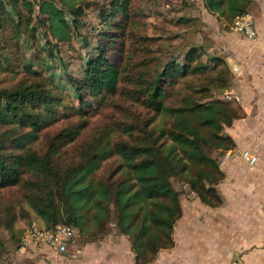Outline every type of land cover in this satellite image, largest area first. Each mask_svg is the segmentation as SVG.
<instances>
[{
    "label": "trees",
    "instance_id": "1",
    "mask_svg": "<svg viewBox=\"0 0 264 264\" xmlns=\"http://www.w3.org/2000/svg\"><path fill=\"white\" fill-rule=\"evenodd\" d=\"M132 1L111 0L109 8L100 12L98 43L95 54L85 62L83 79L66 76L80 106L77 110L71 98L49 79L28 72L20 43L27 45L25 27L32 25L25 12L36 5L37 21L45 27L44 38L70 44L73 28L68 21L72 19L76 26V19L84 13L83 0H0V74L9 72L16 77L19 70L10 66L15 60L17 68L30 75V79L0 88V129L4 128L0 138V191L17 189L21 198L17 202L0 199V228L12 237L22 233L16 222L27 221L30 226L38 218L47 230L71 226L79 230L81 238L85 235L89 242H97L104 237L114 215V226L127 237L135 264H151L161 250L174 247L173 228L182 209L181 193L174 188L173 178L181 179L204 205H221L215 189L223 178L218 162L223 152L235 148L224 129L241 118L240 108L223 99L229 93L232 68L223 58H212V75L202 78L209 72L200 52L209 49L204 43L193 44L183 56L182 65L172 64L170 68L151 58L158 39L137 33L139 21ZM251 3L202 0L208 13L226 22L247 13ZM116 17L121 19L117 25L113 22ZM33 29L38 32L39 28ZM113 50L126 59L124 68L109 62ZM150 67L157 74V89L153 100L139 101L155 114L146 120L134 117L129 123H115V129L132 140H113L111 130L100 129L64 163L65 152L86 127L71 124L52 135L45 134L42 151L30 147L41 131L57 123L61 114L73 111L87 115L88 97L101 100V105L107 95L116 96L121 83L132 82V73L143 75ZM142 75L137 80L145 79ZM188 76L201 81L202 92L214 93L205 98L218 99L199 103L193 97L199 91L194 90L192 97L183 99L184 105L166 106L161 81L169 79L171 85ZM160 115L168 118L169 124L157 133L152 125ZM163 139L171 143L167 148ZM7 148L20 150L21 154L9 156L4 152ZM114 157L121 164L109 175L99 177L104 162ZM119 172L122 177L115 179ZM4 249L0 236V256Z\"/></svg>",
    "mask_w": 264,
    "mask_h": 264
},
{
    "label": "rangeland",
    "instance_id": "2",
    "mask_svg": "<svg viewBox=\"0 0 264 264\" xmlns=\"http://www.w3.org/2000/svg\"><path fill=\"white\" fill-rule=\"evenodd\" d=\"M110 2L111 0H83L84 13L76 19V26L72 24V19L68 21L73 28V40L70 44H60L54 40L44 38L45 27L37 21L39 16L36 5L33 10L25 12L26 16L31 18L32 25L28 29L25 27L26 32L23 38L27 42V45L24 46V44L20 43L22 47L20 48V52L21 57L29 66L30 71L28 72L36 73L40 77L49 79L50 83H53L62 90L69 100L71 98L77 110H80V106L66 76L70 75L77 80L83 79L85 62L88 57L95 54L94 48H96L99 39L98 34L101 27L99 14L102 10L104 11L109 8L108 4ZM132 8L134 15L138 17L139 21L137 33L158 39L154 44L153 53L150 57L158 59L163 65H170V68L172 64L182 65L184 62L183 56L193 44L204 43L208 46L209 49L200 50L202 59L207 62L209 69V72L203 73L202 78L209 74L212 75L210 69L214 63L210 60L212 58H222V55L227 53L224 44L233 43L237 46H244L248 42L239 32L231 29L232 22H226L208 13L202 6V0H133ZM247 13H251L254 19H256L257 14L253 5L250 6ZM40 19H43V17L40 16ZM113 20L115 25L121 22L120 17H116ZM32 26L38 27V32L35 29L32 30ZM37 34H39V38ZM222 35L223 37H221ZM235 59L237 60L235 63L239 65L244 63L241 57L236 56ZM108 60L112 65L122 66V68H124V64L126 63V59H123L117 50L109 53ZM136 61L139 60L135 59ZM10 66L14 71L19 70V72L16 77H13L9 72L0 74V88L11 87L25 78L30 79V75H27L22 68H17L15 60H13ZM161 68L162 66L160 65L159 73L161 72ZM232 68L234 71V67ZM152 71V67H150L149 71H145L143 75L139 71L132 73V82L121 83L116 96L107 95L105 101L101 102V105H99L101 100H94L88 97L86 99L89 106L87 115L73 111L68 112L67 116L61 114L57 123L41 131L38 139L30 147L38 152L42 151L45 145V134L52 135L71 124H80L86 127L75 145L65 152L63 157L64 163L75 157L80 144L89 140L100 129L111 130L113 140H132L122 131L115 129V126H117L115 123H129L134 117L146 120L155 114L150 108H145L141 104V101H139L142 98L153 100V94L157 89V74ZM140 74L145 79L137 80ZM165 78L166 76L162 77L161 80H165ZM196 78L192 76H188L183 80L179 78L171 85H169V79L168 82L161 81L160 84L163 86H159H161L164 93V104L168 107L184 105L183 99L192 97L194 90L199 91V93L193 96L199 103L205 104L217 100V97L205 98L204 95L214 93L202 92L200 87L202 83ZM234 106L237 107L238 105ZM168 124L169 119L160 115L157 116L152 128L158 133L160 128L166 127ZM3 132L4 128L0 129V138ZM161 142L165 143L164 148H167L171 144L166 139H163ZM4 152L9 156L11 154L14 156L21 154L20 150H11L10 148L5 149ZM119 164H121V160L118 157L111 158L104 162L97 173L98 176L104 177L109 175ZM122 172H119L115 176V179L121 178ZM172 183L174 188L181 193V201L186 202L191 200L188 197L191 194L188 188L183 185L181 179L173 178ZM0 199L12 202L20 201V192L17 189H3L0 191ZM26 222L20 220L16 222L17 229L22 230V233L16 234L14 237L8 231L0 228V236L5 243L4 252L0 256V264H50L47 262L48 253L46 252L51 251L49 245H37L21 249V236L29 227ZM208 225L207 231L218 232L219 234L224 233L228 228L225 219L220 220L217 224L213 221L211 225ZM89 243L91 242L83 235L82 238L75 242V245L80 247ZM97 243L101 261L99 263L94 262V264H117L118 256L116 249L118 248H120L121 253H123V250H126L124 264H129V241L126 236L118 233L114 226V215H112L104 237L97 241ZM71 259L74 258L72 257ZM40 261L43 262L40 263Z\"/></svg>",
    "mask_w": 264,
    "mask_h": 264
},
{
    "label": "crops",
    "instance_id": "3",
    "mask_svg": "<svg viewBox=\"0 0 264 264\" xmlns=\"http://www.w3.org/2000/svg\"><path fill=\"white\" fill-rule=\"evenodd\" d=\"M251 5L257 14V38L244 46L224 44L227 53L221 54L234 67L229 93L240 97L232 104L238 105L242 116L224 129L235 148L231 149L233 158L220 169L223 178L215 186L222 203L206 206L189 191L191 200L181 201L182 215L173 228L174 247L161 250L151 264H264V0H252ZM236 56L244 63H235ZM243 151L257 157L253 167L242 159ZM223 219L228 226L224 233L206 230L208 224ZM33 221L44 228L40 219ZM46 252L50 264L101 261L97 242L74 245L64 254L53 248ZM122 252L116 249L117 264H124L126 250ZM128 263L135 264L130 247Z\"/></svg>",
    "mask_w": 264,
    "mask_h": 264
},
{
    "label": "built area",
    "instance_id": "4",
    "mask_svg": "<svg viewBox=\"0 0 264 264\" xmlns=\"http://www.w3.org/2000/svg\"><path fill=\"white\" fill-rule=\"evenodd\" d=\"M231 29L235 32H239L248 41H254L257 38L255 19L251 13H245L236 17L232 22ZM223 99L230 103H237L240 101L239 96L233 93L225 94ZM241 156L250 168L253 167L257 161V157L248 151H243ZM232 158L233 153L231 150L223 152L218 162L219 169H223ZM80 238L81 234L79 230L74 227L57 226L54 230H47L33 221L22 234L20 245L21 249L37 245H49L59 254H64L67 253L68 249L73 247L75 242Z\"/></svg>",
    "mask_w": 264,
    "mask_h": 264
}]
</instances>
